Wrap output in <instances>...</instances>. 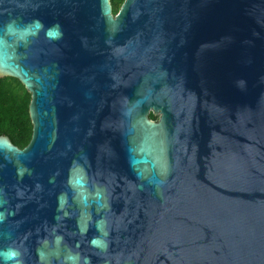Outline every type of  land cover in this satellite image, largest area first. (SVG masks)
<instances>
[{
  "label": "water",
  "instance_id": "1",
  "mask_svg": "<svg viewBox=\"0 0 264 264\" xmlns=\"http://www.w3.org/2000/svg\"><path fill=\"white\" fill-rule=\"evenodd\" d=\"M0 76V264H264V0H0Z\"/></svg>",
  "mask_w": 264,
  "mask_h": 264
},
{
  "label": "trees",
  "instance_id": "2",
  "mask_svg": "<svg viewBox=\"0 0 264 264\" xmlns=\"http://www.w3.org/2000/svg\"><path fill=\"white\" fill-rule=\"evenodd\" d=\"M123 1L111 0L114 13L119 10ZM30 100V92L18 78L0 76V134H7L20 147L26 146L32 136ZM150 117L158 116L150 113Z\"/></svg>",
  "mask_w": 264,
  "mask_h": 264
},
{
  "label": "clouds",
  "instance_id": "3",
  "mask_svg": "<svg viewBox=\"0 0 264 264\" xmlns=\"http://www.w3.org/2000/svg\"><path fill=\"white\" fill-rule=\"evenodd\" d=\"M92 243L95 244V243H97V241H96V240H93ZM18 255H19L18 252H16V251H11L9 254L6 255V259H12L13 257L18 256ZM14 264H20V261L16 260V261L14 262ZM85 264H87V262H85Z\"/></svg>",
  "mask_w": 264,
  "mask_h": 264
},
{
  "label": "flooded vegetation",
  "instance_id": "4",
  "mask_svg": "<svg viewBox=\"0 0 264 264\" xmlns=\"http://www.w3.org/2000/svg\"><path fill=\"white\" fill-rule=\"evenodd\" d=\"M156 119V118H155Z\"/></svg>",
  "mask_w": 264,
  "mask_h": 264
}]
</instances>
